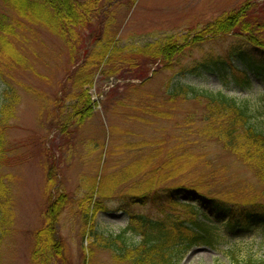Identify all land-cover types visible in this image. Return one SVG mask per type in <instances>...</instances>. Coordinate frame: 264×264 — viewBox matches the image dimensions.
Masks as SVG:
<instances>
[{
  "label": "rangeland",
  "instance_id": "obj_1",
  "mask_svg": "<svg viewBox=\"0 0 264 264\" xmlns=\"http://www.w3.org/2000/svg\"><path fill=\"white\" fill-rule=\"evenodd\" d=\"M101 1V16L90 27L100 29L99 23L105 19L107 10H111L118 23L116 43L123 49L145 48L149 44H164L172 40L184 43V37L190 32L200 29L221 13L253 0ZM13 41L14 47L27 60V67L11 69L6 76H0V106L6 86L19 94L15 116L7 122L4 130V147L9 164L0 166L11 202L12 217L1 240V264H31L33 232L44 223L48 198L50 194L55 195L57 189L66 191L72 200L61 215L58 227L62 240L67 244L71 264H81L83 259L89 261L85 248L89 244L88 236L83 237L79 232L82 210L85 214L89 212L91 222L105 233H119L127 225L129 219L123 208L125 203L118 197L106 201L104 209L99 210L92 209L95 198L87 200L81 210L79 200L85 194L82 186L86 184L82 180L109 169L105 151L110 147L139 140H164L170 145L176 143L180 135L185 137L183 131L187 117L193 114L199 122L203 106L193 99L177 100L162 107V111L171 113L168 119L143 114V105L156 106L160 100L165 102L168 98L166 92L173 90L171 82L179 81L178 84L192 85L199 91L219 92L235 98L238 103L248 106L255 117L254 126L264 131V60L248 42L234 33L204 40L198 46L187 44L173 58L169 69L159 60L144 64L147 67L142 71L143 77L120 69L113 75L116 78L114 86L121 85L115 93H111L112 83L109 81V74L115 71L109 72L101 66L89 89L95 101L92 114L81 126L70 122L65 128L69 133L63 132V135L58 133L54 124V112L65 122L69 121V112L77 103L79 90L74 89L68 79L74 68L84 60V50L79 52L77 63L72 64L63 40L37 25L19 28ZM201 61L205 64L200 66ZM126 83L140 86L128 97L130 100H123L121 105L119 98L125 93L122 87ZM57 101L60 102L58 107ZM138 116L146 117L149 122L138 120ZM187 137L194 140L197 135ZM95 147L96 151H92ZM47 149L51 154L49 157ZM193 149L209 157L215 182L224 191H245L250 186L260 188L252 170L226 152L216 140L202 141ZM121 157L124 155L114 156V161ZM111 164L118 166L117 162ZM49 171L56 172L59 181L52 189L47 179ZM190 180L189 175L187 183ZM229 193L228 197L232 194ZM175 195L183 202L186 200L201 205V213L207 214L210 224L217 226L215 232L219 236L212 245L191 247L182 264L228 263L231 249H239L240 256L256 252L264 258L262 227L254 225L250 231L237 225L228 227V215L222 218V212L214 209L203 196H194L186 190L175 192ZM130 208L156 217L168 211L166 207L160 209L147 204ZM108 256L109 253L101 252L97 260L113 264Z\"/></svg>",
  "mask_w": 264,
  "mask_h": 264
},
{
  "label": "trees",
  "instance_id": "obj_2",
  "mask_svg": "<svg viewBox=\"0 0 264 264\" xmlns=\"http://www.w3.org/2000/svg\"><path fill=\"white\" fill-rule=\"evenodd\" d=\"M102 7L101 0H0L1 77L9 74L11 69L14 71L16 68L27 67V60L13 45L19 28L37 25L60 37L67 47L72 64L77 63L85 42H91V46L83 53L84 60L74 68L68 79L72 87L79 90L75 100L77 103L69 112V121L65 122L53 111L54 124L60 135L63 132L69 133L65 128L70 122L81 126L92 114L95 101L89 89L101 66L109 72L115 71L109 75H115L123 69L129 71L130 75L143 77L142 71L146 70L144 64L147 61H162L165 68L169 69L173 58L187 44L198 46L204 40L221 38L231 33L241 36L264 60V0L245 1L221 13L185 36L184 43L172 40L164 44H149L145 48L123 49L116 43L118 23L111 10H107L105 19L99 23L100 29L90 27L101 16ZM203 64V61L199 63L200 66ZM178 83L171 82L173 90L166 92L168 98L165 102L160 100L156 106L145 104L142 108L145 111L143 114L168 119L171 113L162 111V107L171 102L193 99L201 104L203 112L199 122L193 114L185 120V137L180 135L178 141L170 145L164 140H139L110 147L105 151L109 169L106 168L98 176H86L82 180L86 184L82 186L85 194L79 200L81 210L87 200L93 201L95 198L92 209L99 210L104 209L106 201L118 197L125 203L123 208L129 220L119 233L109 234L91 222L89 212L85 214L82 210L83 220L79 232L83 237L88 236L89 244L85 248L89 261L83 259L81 264H106L97 260L101 252L109 253V260L113 264H182L191 247L216 243L219 238L215 232L217 226L210 224V218L201 213V206L197 203L179 200L175 195L179 191L186 190L194 196H203L214 209L222 212V218L229 216L228 227L237 225L250 231L254 225H259L264 230V131L254 126L255 117L248 106L238 103L235 98L219 92L199 91L192 85ZM139 86L126 83L122 87L125 93L119 98L122 100L121 105L123 100H130L128 97L137 92ZM120 88V85L115 86L111 93ZM2 94L0 166L9 164L4 147V130L7 122L15 116L19 100V94L9 85ZM57 103L56 107L60 102ZM137 119L149 122L146 117L138 116ZM193 134L197 135L194 140L187 137ZM205 140H216L231 156L240 159L247 169L252 170L260 188L250 186L245 191H224V188H220L218 182H215V172L210 168L209 157L193 149ZM96 149L92 148V151ZM46 152L49 157V150ZM118 154L124 157L114 161V156ZM113 162H117L118 166L111 164ZM188 174L191 180L187 183ZM47 179L51 189L59 182L56 172L49 171ZM229 192L232 194L228 197ZM48 200L44 223L33 232L31 264H71L67 244L62 240L58 227L61 215L66 212L72 200L62 189H57L55 195L50 194ZM10 203L7 186L0 174V250L1 240L12 220ZM146 204L160 209L166 207L168 211L156 217L130 208ZM223 264H264V258L256 252L240 256L239 249H231L229 262Z\"/></svg>",
  "mask_w": 264,
  "mask_h": 264
}]
</instances>
